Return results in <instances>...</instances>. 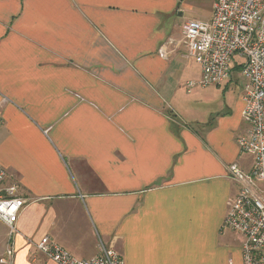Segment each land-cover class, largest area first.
<instances>
[{
	"label": "crops",
	"instance_id": "0c3cea01",
	"mask_svg": "<svg viewBox=\"0 0 264 264\" xmlns=\"http://www.w3.org/2000/svg\"><path fill=\"white\" fill-rule=\"evenodd\" d=\"M214 3L0 0V165L26 200L15 264H56L44 236L81 259L102 238L124 264H242L223 221L227 166L252 162L245 77L189 89L201 70L182 44Z\"/></svg>",
	"mask_w": 264,
	"mask_h": 264
},
{
	"label": "built area",
	"instance_id": "2783aa9c",
	"mask_svg": "<svg viewBox=\"0 0 264 264\" xmlns=\"http://www.w3.org/2000/svg\"><path fill=\"white\" fill-rule=\"evenodd\" d=\"M182 44L201 70L198 80L187 82L189 89L224 84L236 58H243L239 64L245 77L242 114L247 127L236 142L252 162L248 168L237 162L227 166L238 192L229 203L223 228L242 236V264H264V0H215L211 19L186 21ZM6 177L0 165V221L8 229L0 264H15L17 219L26 200L16 194V185H5ZM97 246L94 257L81 259L49 236L37 243V249L56 264H124L122 255L102 238ZM229 264L235 263L231 259Z\"/></svg>",
	"mask_w": 264,
	"mask_h": 264
},
{
	"label": "rangeland",
	"instance_id": "374dc122",
	"mask_svg": "<svg viewBox=\"0 0 264 264\" xmlns=\"http://www.w3.org/2000/svg\"><path fill=\"white\" fill-rule=\"evenodd\" d=\"M227 232L234 234L236 237L239 235L238 233L234 232L230 228H225ZM7 227L0 221V255L2 254L5 245H6V239H7ZM240 236V235H239Z\"/></svg>",
	"mask_w": 264,
	"mask_h": 264
},
{
	"label": "trees",
	"instance_id": "16d2710c",
	"mask_svg": "<svg viewBox=\"0 0 264 264\" xmlns=\"http://www.w3.org/2000/svg\"><path fill=\"white\" fill-rule=\"evenodd\" d=\"M242 68H243V65L242 64H235V66H234V68H233V70H242Z\"/></svg>",
	"mask_w": 264,
	"mask_h": 264
}]
</instances>
